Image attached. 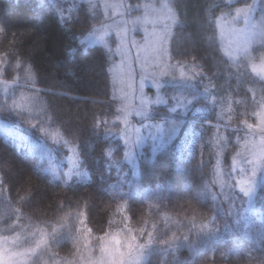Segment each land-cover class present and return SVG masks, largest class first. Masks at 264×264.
I'll return each mask as SVG.
<instances>
[{
    "label": "trees",
    "instance_id": "obj_1",
    "mask_svg": "<svg viewBox=\"0 0 264 264\" xmlns=\"http://www.w3.org/2000/svg\"><path fill=\"white\" fill-rule=\"evenodd\" d=\"M168 1L178 21L171 60L190 66L197 82L163 87L153 121L168 137L178 133L155 153L143 147L135 175L124 162L117 58L84 43L103 14L76 0H0L1 77L15 83L0 97V223L17 217L29 230L55 231L61 262L84 240L122 231L151 239L144 264H264V181L248 208L233 177L264 101L253 70L264 38L237 60L220 39L222 19L255 0ZM262 9L264 0L259 22ZM175 103L185 112L172 116Z\"/></svg>",
    "mask_w": 264,
    "mask_h": 264
},
{
    "label": "rangeland",
    "instance_id": "obj_2",
    "mask_svg": "<svg viewBox=\"0 0 264 264\" xmlns=\"http://www.w3.org/2000/svg\"><path fill=\"white\" fill-rule=\"evenodd\" d=\"M51 1L58 3L73 0ZM76 1L88 4L93 11H100L104 16V22L87 35L84 43L87 46H104L117 58L111 74L123 124L121 139L126 148L124 162L137 175L138 156L142 148L150 144L151 151L155 153L171 142L178 133V128L173 129L168 137L163 123L153 121L156 109L165 102L161 90L167 85L191 87L197 82L196 73L190 66L171 60L170 41L173 28L178 22L177 16L168 0H139L135 3L131 0ZM259 1L255 0L251 8L241 9L247 11H240L239 16L236 14L231 19H222L220 22L222 48L231 60L248 54L252 46L264 38L258 27L256 35L252 34L253 25L260 24L255 17ZM163 4H167L171 12L162 8ZM148 6L154 7L156 11L152 12ZM146 15L148 22H143ZM154 34H163L166 37L162 43V53L152 43ZM253 70L264 81V61ZM14 85L15 83L3 80L0 71V97L11 95L10 89ZM179 109L181 113L185 112L183 104L175 103L170 109L172 116ZM262 117L264 101L257 115V125L255 128H248V138L233 165V177L239 190L242 187L251 189L250 195H245L248 208L254 201L257 188L264 181V158L260 155L264 141V131H261L264 127L261 123ZM47 152L48 147L42 145V153L47 155ZM72 161L69 159L71 165H74ZM2 220L4 218L0 217V222ZM29 228L31 227L21 224L17 217L7 226L0 223V264H95L101 259L105 264H110L112 259H121L119 253L124 254L123 264H144L152 246L151 239H141L142 237H137L133 232L126 237L121 235L124 233L122 231L114 232L104 236L97 244L89 239L84 240L78 248L79 255L74 260L61 262L51 248L55 231ZM114 239L120 243H115ZM129 243L132 244L131 249L128 247ZM102 247L108 251L102 252Z\"/></svg>",
    "mask_w": 264,
    "mask_h": 264
},
{
    "label": "snow or ice",
    "instance_id": "obj_3",
    "mask_svg": "<svg viewBox=\"0 0 264 264\" xmlns=\"http://www.w3.org/2000/svg\"><path fill=\"white\" fill-rule=\"evenodd\" d=\"M148 7L150 8V10L152 12L156 11V9L154 7H152V6H148ZM251 7H253V6H249V8H251ZM162 8H166V9H168L169 12H171V9L169 8V6L167 4H163ZM240 11H247V10H238L237 11V16H239ZM262 11H264V9H262ZM143 22H148L147 21V15L145 16ZM245 22L246 23L248 22L247 18H246ZM257 27L259 28L260 35L262 37H264V16H262L260 24L258 26L253 25V33H252L253 35H256V28ZM154 36H155V39L152 41V43H153V45L157 46L156 50H158V51H160L162 53L164 51V49L162 47V43L166 39V37L163 34H154ZM70 54H71V52H70ZM261 123H262V125H264V117L261 118ZM248 128L251 129L252 125H248ZM261 131H264V127L261 128ZM260 155H261L262 158H264V141H262V145H261V148H260ZM255 175H256V172H255V169H253V176H255ZM241 191L244 193V195L247 196V195H250L251 189L250 188L245 189V188L242 187ZM114 242L117 243V244L120 243L118 240H115V239H114ZM128 247H129V249H131L132 248V244L129 243ZM101 251L102 252H106V251H108V249L102 247ZM123 255H124L123 253H119V256L121 257V259H119V260L112 259L110 261V264H123ZM95 264H105V262L101 259L100 261L95 262Z\"/></svg>",
    "mask_w": 264,
    "mask_h": 264
}]
</instances>
